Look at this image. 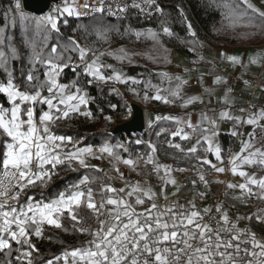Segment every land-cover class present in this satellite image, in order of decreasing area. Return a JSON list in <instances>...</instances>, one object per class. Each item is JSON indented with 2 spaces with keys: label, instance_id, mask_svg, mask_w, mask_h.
Listing matches in <instances>:
<instances>
[{
  "label": "snow or ice",
  "instance_id": "obj_1",
  "mask_svg": "<svg viewBox=\"0 0 264 264\" xmlns=\"http://www.w3.org/2000/svg\"><path fill=\"white\" fill-rule=\"evenodd\" d=\"M152 6H155L156 12L163 13L156 0H132L130 5L124 3V0H111L110 3H106V0H91V3L84 0L83 4H79L78 0H64L63 7H57L52 13L39 18L29 17L22 11L20 0H16L15 8L9 11L18 12L22 22L33 19L38 30L59 33V17L87 15L81 8L90 9L93 14L99 13L98 18H93L103 21L105 12L108 16L120 19L129 7L145 13L146 8ZM219 7L228 27L234 30L245 27L264 32V9L257 7L252 0H222ZM146 14L151 16L152 12L148 11ZM180 15L184 16L183 10ZM184 19L187 20L186 17ZM161 25L163 34L173 35L172 30L163 21ZM187 30L192 37L196 36L191 23H187ZM110 31L111 27L97 28L96 36L107 41ZM127 33H134L137 39L149 38L157 44L160 43V33L152 29L134 30L129 27L126 29ZM254 34L248 33L245 36ZM48 39V36L44 37L45 48L48 47ZM4 45L5 37L0 29V46ZM30 47L32 52L28 61L29 67L21 70L19 79L16 69L10 63L20 59L17 49L8 45V51H5L0 47V71L5 76V79H0V95L5 97L10 105L6 107L0 104V136L5 138L3 151L0 152V253L7 258L0 261V264H13V251L17 253L14 259L18 264H34L33 253L38 249L32 243V238H42L47 227L66 233L72 231L90 239L79 247L65 249L61 255L48 259L46 264H264V238H258L255 232L238 226L241 220L253 219L264 224V209L251 216H236L233 219L223 203L214 207L198 208L195 198L185 204H180L177 200L170 201L166 189L168 186L177 185L172 173H183L189 169L158 163L155 159L157 148L152 143L148 142L151 151L147 154L145 164L152 165L153 173L162 181L159 194L153 191L147 180L144 185L140 181L131 183L120 172V162L133 170L138 167L136 161L122 159L116 151H127L124 144L112 145L106 141L99 148L91 145L81 147L79 145L82 141L72 136L58 135L52 130L60 121L71 120L76 116L89 119L93 117L88 106L95 98L89 95V87H99L110 81L120 84L129 80L133 84L143 83L133 77H124L111 64L99 62L100 57L104 55H114L117 60L123 62L128 59L124 49H119L118 55L111 52H100L97 55L92 49L81 46L71 37L63 46L53 44L47 55L44 54L43 48L38 50L35 43ZM189 51H195V47ZM73 53L77 54L78 63L73 60ZM90 53L92 58L89 61ZM219 55L230 65L244 68L249 64L259 65L261 59H264L259 54L249 56L246 64L244 57L226 53ZM199 59L204 58L201 56ZM68 68L74 73L75 79L69 83H61V76ZM104 68L112 69V74L105 75L102 71ZM160 75L171 83L173 77L169 73ZM175 80L177 83L174 89L161 88L148 82L145 87L154 88L155 94L150 96L145 92L143 100H156L165 104L180 100L182 107L195 103L203 104V98L200 96L182 95L187 80L180 76H176ZM200 80L203 81V76ZM213 83L227 84V80L216 75ZM244 84L251 86L248 80H244ZM261 89L264 90V81L261 82ZM130 90L139 95L135 88ZM112 91L119 94L116 88ZM205 91L211 95L214 90L209 88ZM165 92L168 95H164ZM231 92V88L224 92L221 99L227 107L219 111L218 117H210L206 112H202L197 124L192 123L190 116L185 119L158 115L155 120L175 122L178 127L170 133L173 138L180 137L185 141L195 138V143L187 149L169 140L170 148L186 156L194 155L201 167L207 165L215 173L230 171L233 175H238L243 182L215 181L219 184L226 183L227 189L239 190L240 194L234 199L244 202L255 197L264 201V176L257 177L255 172L242 170L248 166L264 172V107L249 105V108H257L256 111L241 107L239 111L242 115L234 116L229 110L233 103ZM37 105L46 106L47 110L41 107L37 114ZM109 106L113 110L117 108L115 104ZM245 113L246 116L243 115ZM106 119L111 120V117ZM218 121L234 122L231 131L233 137L243 136L238 128L247 125L252 129L247 134V139H241L240 151L230 156V168L224 166L222 149L216 142L220 134ZM203 124L208 126L201 127ZM149 127H152V121L149 122ZM185 128L191 132L185 131ZM141 142L136 141L138 144ZM257 144L260 146L257 147ZM204 145V152L213 153L219 164L213 163L207 156L199 155ZM105 156L116 161L113 171L124 182V187L117 189L110 183H101L97 191L93 184L101 180V177L84 175L52 199L37 200L27 194L29 189L47 187L53 176L57 175L56 169L61 165L72 171H103L92 165L90 160H102ZM137 174L141 175L139 172ZM197 176L205 187L209 186L210 181L203 172L198 171ZM105 178L111 179L107 173ZM191 183L195 187L197 181L193 180ZM180 190L177 187L171 196L175 197ZM206 195V192L196 193L200 200ZM22 197L26 198L22 200ZM161 198L165 201L163 205L158 203ZM85 217L94 220L96 226L87 224ZM65 220L72 223L71 229L65 227ZM13 242L17 245L15 249Z\"/></svg>",
  "mask_w": 264,
  "mask_h": 264
},
{
  "label": "trees",
  "instance_id": "obj_2",
  "mask_svg": "<svg viewBox=\"0 0 264 264\" xmlns=\"http://www.w3.org/2000/svg\"><path fill=\"white\" fill-rule=\"evenodd\" d=\"M16 0H0V29L3 30L5 37V51H8L7 46L15 47L19 53L20 59L11 61V66L16 69V76L20 78L22 69L29 67V58L32 49L30 45L35 43L37 49L43 48L45 55L48 54L50 47L53 44L58 46L65 45L69 37L75 39L78 37L79 44L85 45L92 49L99 55L100 52L119 54V49H124L128 54V59L120 62L114 55H104L100 57L101 63L113 67L122 74L133 77L142 81L141 84H133L131 80L122 84V87L114 82L101 84L99 87L93 85L88 88L89 95L94 97V102L89 104V109L93 113L92 118H85L83 116H76L71 120H64L58 122L52 130L58 135L72 136L77 140L82 141L79 146L91 145L94 148H99L106 141L112 145L122 143L127 148L116 149L122 159H132L139 165L142 159L151 151L148 147V142L156 146V160L158 162H169L173 165H190L198 163L195 156H186L174 148L168 146V141L181 144L185 149L192 146L191 141L182 140L180 137L173 138L170 133L175 131L176 123L168 120L154 121L152 127L142 133L133 135L128 140L124 134L113 135L110 133L111 129L118 123L127 120L130 115L129 102H138L144 107H151L157 116H171L170 106L173 104H165L161 101L154 103L152 101H144L143 96L147 92L150 96L155 94V89L152 87H145L150 82L151 85H157L161 88L174 89L177 81L173 80L169 83L168 80L163 79L160 73H165V68L172 63V52L174 50H183L190 56L194 53L189 51L192 47L198 48V40L206 42H213L217 40L218 43L229 42L234 45H244L248 42H264V32L239 27L235 30L228 27L227 20L222 16V9L219 7L222 0H160V8L163 13H154L153 15L141 16L136 13H131L127 18L109 19L104 16L103 21L92 18L69 17L63 16L58 20L60 32H48L44 29L38 30L33 19L28 21H21L20 14L15 11H9L15 8ZM22 9V8H21ZM183 10L184 16L180 15ZM23 11V10H22ZM29 17L39 18L35 14L23 11ZM7 13V16H6ZM97 15L95 17H99ZM184 17L187 18L185 21ZM65 20L67 23H65ZM164 22L172 32V36H167L162 32L161 22ZM187 23H191L196 36L192 37L187 30ZM103 27H111L112 31L108 34L107 41L98 39L96 36V29ZM131 27L134 30L152 29L160 33V43L157 44L149 38L137 39L134 33H127L126 29ZM255 33L254 35L245 34ZM48 36V47L45 48L44 37ZM10 38V39H9ZM193 42H196L195 44ZM62 50V49H61ZM167 50V51H165ZM73 59H77V54H72ZM91 57V53L89 54ZM88 57V58H89ZM151 57V58H150ZM170 61V62H169ZM43 69L41 68V74ZM105 75H111L112 69H102ZM167 73V72H166ZM41 78L42 75H41ZM0 79H5L4 73L0 71ZM75 79L74 73L70 68L65 69L61 76V83H69ZM163 80V83H162ZM83 82V77H82ZM119 90V94L113 92L112 89ZM135 88L139 95L134 94L130 89ZM164 95H168L167 92ZM184 95V87L182 91ZM171 98V97H170ZM178 101V100H176ZM175 101V102H176ZM0 104L10 107L7 104L6 98L0 95ZM115 104L117 108L113 110L109 105ZM47 110L46 106L37 105V114L40 108ZM101 109L103 111H101ZM111 117V120L106 119ZM165 130V131H162ZM157 133H160L157 135ZM4 137L0 136V152L3 151L2 145ZM137 140L142 141L136 143ZM236 140L227 135H220V143L222 147V154L225 157L228 147L233 146ZM69 148L71 145L68 146ZM199 155L210 156L211 153L204 152V146L201 147ZM120 162L118 166L121 164ZM116 165V161L112 159V168ZM99 168V167H97ZM102 169V168H99ZM96 171L95 169H79L72 171L69 168L61 165L56 169L57 175L53 176L52 181L47 187H38L28 190V195L34 196L37 200H48L54 198L60 191H64L68 185L77 182L82 176H99L101 180L93 184L94 189L99 191L101 183H110L113 187L112 178L110 180L105 178L106 171ZM109 176V175H108ZM155 176V174H154ZM111 177V176H110ZM188 185L183 189L188 190ZM116 188V187H115ZM118 189V188H117ZM26 197H22V200ZM87 224L96 226L92 219L85 217ZM65 227L71 229L72 223L65 220ZM51 237V239H48ZM90 237L73 233L72 231L64 232L63 230L47 227L42 238H32V243L35 244L37 252L33 253L34 264H46L48 259H53L55 256L61 255L65 249L79 247L85 243ZM62 241L63 243H60ZM17 245L13 242V249ZM17 253L13 251V264H18L14 259ZM7 258L3 253H0V261H5ZM26 264V262H25Z\"/></svg>",
  "mask_w": 264,
  "mask_h": 264
},
{
  "label": "crops",
  "instance_id": "obj_3",
  "mask_svg": "<svg viewBox=\"0 0 264 264\" xmlns=\"http://www.w3.org/2000/svg\"><path fill=\"white\" fill-rule=\"evenodd\" d=\"M252 2L257 6L264 9V0H252ZM198 48H195L193 56H190L187 52L183 50H174L172 52V63L165 68L166 72L173 77L172 81L175 80L176 76H180L183 80H187L188 83L184 85V95L192 96L197 95L203 98V104L195 103L188 105L187 107L181 106V101L178 100L170 106L171 116H178L187 119L191 117L192 123L197 124L200 121V114L206 112L210 117H218L219 111L226 108L227 106L222 103V97L224 92L230 88L234 87V92H231L233 97L232 107L229 109L234 116L242 115L239 111L241 107L248 109V111H256L257 108L264 107V90L261 89V82L264 81V72L262 67L264 66V59H261L259 65L249 64L246 68L240 66L230 65L224 58L219 54L226 53L228 55H237L245 58V63L247 64V58L249 56H259L264 58V42H248L244 45H234L229 42L218 43L217 40L213 42H206L203 40H198ZM202 45V46H199ZM192 48V47H191ZM203 57V60H200L199 57ZM195 61V63H194ZM188 69V71H185ZM216 75H220L227 80V84L216 85L213 83V80ZM124 77H128L123 74ZM203 76V81L201 82L200 77ZM197 80V84H193V81ZM244 80L251 82V86H246ZM118 87H122V84L116 83ZM213 89V93L209 95L205 89ZM153 102V101H152ZM249 105H256L257 108H249ZM247 115V113L243 114ZM264 123V121H262ZM219 124V136L216 138V142L220 143V135L224 134L229 137L231 131L233 130V121H218ZM208 125L203 124L201 127H207ZM178 125L176 124V128ZM239 132L243 133V136L233 137L236 142L233 146L228 147L226 156L222 157L224 159V166L230 168L231 165L228 163L230 156L236 152L240 151L241 139H247V134L252 130L251 126H244L237 129ZM185 131L191 132L190 129L185 128ZM191 145L195 143V138L191 139ZM260 145L257 144V147ZM206 147V145H204ZM222 149V147H221ZM212 157L207 156L213 163L219 164L216 160L213 153ZM107 157V156H106ZM108 160L112 161L110 157H107ZM147 156L142 159V162L139 165H145L152 172L151 179L145 177L141 182L144 185V181L147 180L148 184L151 185L153 191L160 193L162 181L161 179L152 171V165H146L145 160ZM156 159V153H155ZM158 162V161H157ZM92 165H96L99 168H102L106 173L111 176L112 182L116 188L124 187V182L119 178L117 173L113 171L112 165H106L100 160H90ZM160 164L171 165L173 168H186L189 169L186 172H173L172 175L177 180L176 186H168L166 192L169 194V200H177L180 204H185L187 201L196 199V204L198 208H204L211 206L212 202L207 199L200 200L196 197L197 192H203L204 187L201 185V182L198 179L197 172H203L208 180L215 181L223 180L226 183H241L243 180L238 175H233L230 171H226L223 174H218L212 171L209 166L205 165L200 166L199 163H193L190 165H173L169 162H158ZM124 164L121 163L118 167L120 172L124 174L125 179L128 175L123 171ZM242 170L248 171L249 173L255 172L257 177L264 176V172H261L258 168L245 166ZM160 175H163L161 171ZM196 180L197 183L193 187L191 181ZM225 184L215 183L217 192L219 191L221 198L223 199L226 209L228 210L229 216L233 219L236 216H251L258 212L260 209H264V201L258 200L255 197L251 199H246L242 202L239 199H234L235 196H238L239 190H231L226 188ZM188 190L183 188L186 186ZM179 187L181 190L175 196H171L172 192L176 191V188ZM186 188V187H185ZM158 203H165L161 198L158 200ZM138 210H141L138 208ZM240 228H248L252 232L255 230L261 231L264 238V224L258 223L256 220H241L238 225Z\"/></svg>",
  "mask_w": 264,
  "mask_h": 264
},
{
  "label": "built area",
  "instance_id": "obj_4",
  "mask_svg": "<svg viewBox=\"0 0 264 264\" xmlns=\"http://www.w3.org/2000/svg\"><path fill=\"white\" fill-rule=\"evenodd\" d=\"M78 2H79V4H83L84 3V0H78ZM89 2L91 3V0H89ZM110 2H111V0H106V3H110ZM131 2H132V0H124V3H127L129 5L131 4ZM138 2H141V0H138ZM156 3L160 6V0H156ZM52 5H55L56 8L57 7H63L64 0H61L58 3H53ZM52 5H51V7H52ZM51 7H50V9H51ZM50 9H49V11H50ZM80 10L82 12H87L88 13L87 15L80 16L82 18H92L93 16L100 15L99 13H96V14L91 13V10L90 9H82L81 8ZM148 11H151L152 12V15L154 13H156L155 6H152L151 8H146L145 13H141L138 9L129 7L128 11L123 15L122 18H127L129 16V14H131V13H136V14L141 15V16H147V17H149L146 14ZM104 16L106 18H109V19H117L116 17L108 16L106 12H105ZM75 38H76V40H79L78 37H75ZM82 46L83 47H86L85 45H82ZM91 58H92V56L88 58L89 61L91 60ZM73 60L75 62H77V63L79 62L78 61V58L77 59H73ZM262 71L264 72V66L262 67ZM197 83H198L197 80L193 81V84H197ZM230 88L232 89V92H234V90H235L234 87L231 86ZM122 169L128 175V177H127L126 180L129 181V182H131V183H135L136 181L142 182L145 177H147L149 179H151V177H152V172L145 165H138V167L135 170H133L132 167H130V166L124 165ZM138 172L141 173V175H138L137 174ZM144 173H148V175H144ZM209 181H210V184H209L208 187H205L204 184L201 183V185L204 187V191L203 192H206L207 193V195L205 196L204 199L210 200L212 202L211 206H213V207L216 204H218V203H223V205H224V207L226 209V205H225L223 199L221 198L219 191L217 192L215 183L213 181H211V180H209ZM160 204L163 205L164 203H160ZM146 206L147 205H145V207ZM205 219L207 220V217ZM253 232H255L257 234V237L258 238L263 237V233L261 231L255 230Z\"/></svg>",
  "mask_w": 264,
  "mask_h": 264
},
{
  "label": "water",
  "instance_id": "obj_5",
  "mask_svg": "<svg viewBox=\"0 0 264 264\" xmlns=\"http://www.w3.org/2000/svg\"><path fill=\"white\" fill-rule=\"evenodd\" d=\"M61 0H21L23 11L37 16L45 15L53 3ZM130 117L116 124L110 131L111 134H124L130 140L133 135L142 134L147 129V117L145 107L138 102H129Z\"/></svg>",
  "mask_w": 264,
  "mask_h": 264
},
{
  "label": "rangeland",
  "instance_id": "obj_6",
  "mask_svg": "<svg viewBox=\"0 0 264 264\" xmlns=\"http://www.w3.org/2000/svg\"><path fill=\"white\" fill-rule=\"evenodd\" d=\"M20 3H21V0H20ZM21 8L23 10V6H22V3H21ZM55 5H52L51 9L49 12H47L45 15L43 16H46L48 15L49 13H52V10L55 9ZM149 101H153L154 103H158V101L156 100H149ZM145 110H146V117H147V126L149 127V122L152 121V123L155 121V117L157 116L156 112L151 109V107L147 106L145 107ZM127 115H130L129 112H127ZM103 164H104V168L106 167V165H112V161L108 160L107 157L105 156L102 160H100ZM115 187V186H114Z\"/></svg>",
  "mask_w": 264,
  "mask_h": 264
}]
</instances>
